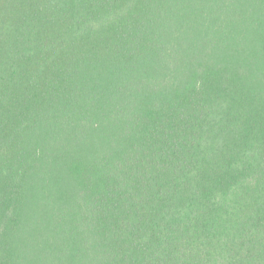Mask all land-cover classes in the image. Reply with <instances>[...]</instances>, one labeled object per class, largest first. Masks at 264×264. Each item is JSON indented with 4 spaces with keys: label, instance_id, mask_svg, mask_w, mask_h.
<instances>
[{
    "label": "trees",
    "instance_id": "1",
    "mask_svg": "<svg viewBox=\"0 0 264 264\" xmlns=\"http://www.w3.org/2000/svg\"><path fill=\"white\" fill-rule=\"evenodd\" d=\"M0 264H264V0H0Z\"/></svg>",
    "mask_w": 264,
    "mask_h": 264
}]
</instances>
